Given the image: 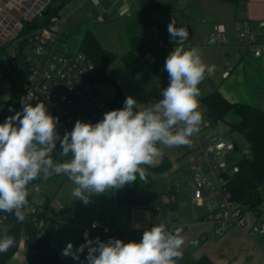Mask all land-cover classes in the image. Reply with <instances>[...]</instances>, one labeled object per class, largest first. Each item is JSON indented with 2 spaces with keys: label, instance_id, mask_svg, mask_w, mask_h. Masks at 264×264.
<instances>
[{
  "label": "crops",
  "instance_id": "obj_1",
  "mask_svg": "<svg viewBox=\"0 0 264 264\" xmlns=\"http://www.w3.org/2000/svg\"><path fill=\"white\" fill-rule=\"evenodd\" d=\"M157 1L161 10L151 13L146 20L139 0H72L52 21L49 44L61 53L74 55L80 53L79 42L84 33L92 31L101 46L117 56L107 70L108 75L126 96L147 105L162 99L160 92L169 83L167 72L163 70L164 64L152 54L160 43L168 54L176 46L167 30L169 23L175 20L177 27L189 31L185 48H199L204 63L213 67V72L199 85L201 114L204 112L201 98L213 91H218L231 103H244L264 110V29L261 27L264 22V0ZM246 22L257 45L262 47L260 57H256L246 42L239 39ZM216 24H223L227 29L229 43L226 47L219 46L216 39L215 43L210 42L215 38L213 26ZM133 36H141L145 42V50L140 54L142 70L136 76L131 75L121 61V57L130 50L129 39ZM61 43L67 52L59 49ZM226 63L233 66L228 77L224 76ZM17 66L4 70L9 72ZM5 71L0 79L8 78ZM94 86L106 101L116 93L112 85ZM10 93V83L6 85L0 81V109L7 104ZM202 138V133H195L186 146H160L161 155L146 167V180L137 178L136 182L120 189H109L104 194L94 195L88 204L72 197L74 185L67 176L55 171H49L46 177L42 174L35 183L43 185L45 194L38 195L34 200L41 206L49 200L50 207L57 214V230L51 243L62 263L87 264V248L79 261L62 255V250L69 242L73 243L75 249L86 239L95 240L98 237L106 241L99 232L87 238L83 236L85 227L93 221H101L116 229L126 243L133 240L138 242L145 229L162 222L168 224L170 230L173 225L182 226L184 260L194 261L206 256L214 264H264L263 238L250 236L246 229L239 227L219 235L215 226L206 220L207 207L196 206L192 194L188 197L180 191L178 178L181 173L188 175L187 183L191 188L190 164ZM60 151L61 148L52 154L58 162L61 160ZM165 161L168 162L167 168L155 170ZM161 198L163 205L155 215L154 208ZM256 216L252 219L248 215L249 223H253ZM194 240H199V243L193 245L191 242ZM12 258L15 261L13 264H28L27 259L18 253Z\"/></svg>",
  "mask_w": 264,
  "mask_h": 264
},
{
  "label": "clouds",
  "instance_id": "obj_2",
  "mask_svg": "<svg viewBox=\"0 0 264 264\" xmlns=\"http://www.w3.org/2000/svg\"><path fill=\"white\" fill-rule=\"evenodd\" d=\"M167 30L176 46L164 63L169 83L158 101L145 105L127 96L122 108L106 111L96 123L78 119L61 137L59 118L45 104L33 105L21 97V110L0 123V212L22 222L29 206L28 185L49 171L67 176L74 185L72 197L88 204L94 195L120 189L137 178L146 180V167L161 155L160 146L190 144L202 123L199 85L213 67L204 63L199 48H185L186 28L172 20ZM210 42L215 43V38ZM57 141L59 162L52 155ZM182 233V226L173 225L170 230L162 222L145 229L138 242L97 237L75 249L69 242L62 255L79 261L87 248V264H177L183 258ZM14 244L15 238L5 234L0 238V253Z\"/></svg>",
  "mask_w": 264,
  "mask_h": 264
},
{
  "label": "built area",
  "instance_id": "obj_3",
  "mask_svg": "<svg viewBox=\"0 0 264 264\" xmlns=\"http://www.w3.org/2000/svg\"><path fill=\"white\" fill-rule=\"evenodd\" d=\"M51 1L0 0V49L9 45L14 48L10 59L22 62L26 68L24 99L33 105L45 104L49 113L59 118L57 132L63 137L66 131L73 129L78 119L96 123L103 118L106 111L113 109L89 80L93 64L86 54L80 52L68 55L51 46L50 27L25 31V23L44 16ZM54 20L55 18L52 21ZM261 27L264 29V22ZM213 35L219 46L228 45L227 29L223 24L213 26ZM239 39L246 42L248 49L253 51L256 57L262 55V47L257 45L247 22L243 24ZM167 55L168 51L160 43L154 49L152 57L164 64ZM232 70L233 66L226 63L224 76L228 77ZM210 126V120L202 115V123L197 133H202ZM205 137L206 142L199 143L196 156L190 164L193 203L207 207L206 220L215 226L219 235L239 227L246 229L250 236H260L264 239V215L261 213L253 223H249V211L244 205L236 202L229 191V184L239 170L238 162L243 157H250V149L241 152L236 143L223 141L215 132L208 133ZM238 152L241 154L240 158L232 161ZM28 190L29 206L25 219H32L35 226L43 230L49 218L54 216L46 215L44 208L34 200L41 194L39 185L29 184ZM11 215L13 214L0 212V225L8 221ZM94 232L101 233L106 241L110 237L122 239L116 229L101 221H93L85 227L83 236L87 238ZM191 243L196 245L199 240ZM16 253L27 259L25 234H22Z\"/></svg>",
  "mask_w": 264,
  "mask_h": 264
},
{
  "label": "trees",
  "instance_id": "obj_4",
  "mask_svg": "<svg viewBox=\"0 0 264 264\" xmlns=\"http://www.w3.org/2000/svg\"><path fill=\"white\" fill-rule=\"evenodd\" d=\"M72 0H52L49 5V13L38 17L31 22L25 23V31L50 27L52 20L58 17L59 11ZM144 19L161 10L157 0H139ZM130 50L121 57L127 71L136 76L142 70L140 54L145 50V42L141 36H133L129 39ZM79 51L88 56L93 64V70L89 74L92 84H107L116 88V93L108 103L112 109H120L124 106L125 93L118 84L108 75L109 66L117 59V56L104 49L94 33L86 31L79 42ZM5 71V70H4ZM6 72V71H5ZM25 72L26 68L22 62L18 66L6 72L11 85V93L5 107L0 109V123L15 112L21 110V97L25 94ZM205 115L212 127L220 122L226 121L230 114L237 117L235 121L228 124L232 131L239 133L248 143L251 152L250 157H243L238 162L239 170L233 176L229 191L232 198L244 205L248 211H254L256 215L261 214V206L264 203V110L244 103H231L218 91H213L201 98ZM9 109H12L10 111ZM168 167L165 161L162 166L155 170L160 171ZM38 180V179H37ZM34 180L32 183H35ZM49 206V200L42 204V208ZM11 228L6 232L15 238V244L6 253H0V264L7 262L18 251L22 234L26 237L28 248V264H63L57 250L52 246V238L57 230L55 217H50L46 227L41 230L35 226L32 219L27 218L22 222L15 216L9 218ZM177 264H214L208 257L203 256L197 260L189 261L183 258Z\"/></svg>",
  "mask_w": 264,
  "mask_h": 264
},
{
  "label": "rangeland",
  "instance_id": "obj_5",
  "mask_svg": "<svg viewBox=\"0 0 264 264\" xmlns=\"http://www.w3.org/2000/svg\"><path fill=\"white\" fill-rule=\"evenodd\" d=\"M49 10H50V8H49ZM59 46L62 47V48L59 47V49L61 51L67 52V50L65 48H63L62 43L59 44ZM13 51H14V48L12 46H10V45L7 46V47H5V48H3V49H0V63L2 65V67H3V69L0 70V74H2V75L4 74V71H3L4 68L9 69L10 67L17 66L16 61H14V60L12 61L10 59V55H11V53ZM0 81L2 83L6 84V85H9L8 78L3 77V78L0 79ZM235 120H237V117L235 115H233V114H230L227 117L226 121L220 122L215 127H211L210 126L205 131L202 132L203 138H202V141L201 142H203V143L206 142V137L205 136L208 133L215 132V133H218L219 134V137L223 141L236 143V145L238 146V148H239V150L241 152L242 151L244 152L246 150H249V145H248L247 141L239 133H237L235 131H232L231 128H230V126H229V124H228L229 121H235ZM60 148H61L60 147V143H59V141H57L56 150L57 149L59 150ZM240 156H241V154H240V152H238L233 157L232 161L233 160H236V159H239ZM178 180H179V183L178 184H179L180 191L182 193H185L188 197H190V195L192 194V191H191V188L188 186V183H187L188 182V175H186V173H181L180 174V177L178 178ZM39 185L41 186V188L43 190V192H41V194L39 195V196H41L42 194H45V192H44L45 191V188L43 187L42 184L39 183ZM51 209H52V207H50V205L49 206H46V208H44L45 214L46 215H50L51 214ZM201 210H204V209L202 208ZM171 211H172V208H171L170 212ZM261 211H262L261 213L264 215V203L261 206ZM248 214L250 215V218H252V219L254 218L255 219L256 213L254 211H249ZM10 228H11V222L9 220L6 221V222H4L3 224H1L0 225V238H2ZM14 262H15L14 259L11 258L7 262V264H13Z\"/></svg>",
  "mask_w": 264,
  "mask_h": 264
},
{
  "label": "water",
  "instance_id": "obj_6",
  "mask_svg": "<svg viewBox=\"0 0 264 264\" xmlns=\"http://www.w3.org/2000/svg\"><path fill=\"white\" fill-rule=\"evenodd\" d=\"M49 13V7L47 8V10L44 13V16L47 15ZM163 205V198L160 199L158 205L154 208V214L157 215L158 214V209L161 208ZM51 214L56 217L57 214L55 213L54 209L51 210Z\"/></svg>",
  "mask_w": 264,
  "mask_h": 264
}]
</instances>
